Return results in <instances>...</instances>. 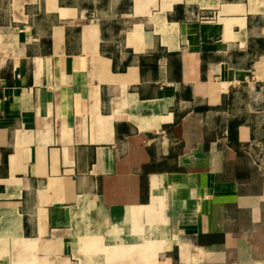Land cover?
I'll return each mask as SVG.
<instances>
[{
	"label": "crops",
	"instance_id": "obj_1",
	"mask_svg": "<svg viewBox=\"0 0 264 264\" xmlns=\"http://www.w3.org/2000/svg\"><path fill=\"white\" fill-rule=\"evenodd\" d=\"M0 264H264V0H0Z\"/></svg>",
	"mask_w": 264,
	"mask_h": 264
}]
</instances>
